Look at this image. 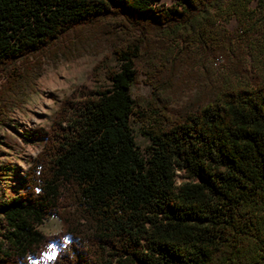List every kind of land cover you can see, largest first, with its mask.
Returning a JSON list of instances; mask_svg holds the SVG:
<instances>
[{
  "label": "trees",
  "instance_id": "obj_1",
  "mask_svg": "<svg viewBox=\"0 0 264 264\" xmlns=\"http://www.w3.org/2000/svg\"><path fill=\"white\" fill-rule=\"evenodd\" d=\"M106 17L221 51L254 34L249 60L206 103L157 113L143 158L128 124L143 39L124 38L106 87L76 86L24 133L40 149L17 188H0V264H35L51 243L46 264H264V0H0V72ZM51 214L60 226L45 234Z\"/></svg>",
  "mask_w": 264,
  "mask_h": 264
},
{
  "label": "rangeland",
  "instance_id": "obj_2",
  "mask_svg": "<svg viewBox=\"0 0 264 264\" xmlns=\"http://www.w3.org/2000/svg\"><path fill=\"white\" fill-rule=\"evenodd\" d=\"M218 25L224 32L238 30L233 17L221 18ZM135 34L141 35L143 49L135 61L136 75L129 86L133 112L128 124L143 158L151 145L145 130L153 117L163 111L177 116L206 103L219 87L236 82L249 60L245 51L254 36L236 34L221 51L213 42L197 47L158 31L140 34L130 24L124 26L119 17H106L77 26L46 47L16 59L7 74L0 72V118L5 122H0V164L8 166L6 175H0V188H17L40 149V141L27 140L24 133L38 125L47 127L62 97L76 86L106 87L105 70L117 64L113 48ZM59 226L53 214L37 224L45 234L55 233ZM54 247L51 243L34 263L46 264Z\"/></svg>",
  "mask_w": 264,
  "mask_h": 264
},
{
  "label": "snow or ice",
  "instance_id": "obj_3",
  "mask_svg": "<svg viewBox=\"0 0 264 264\" xmlns=\"http://www.w3.org/2000/svg\"><path fill=\"white\" fill-rule=\"evenodd\" d=\"M55 256H56V253H55V251H53V253H52V256H51V257H49V259H52V260H54V259H55Z\"/></svg>",
  "mask_w": 264,
  "mask_h": 264
}]
</instances>
